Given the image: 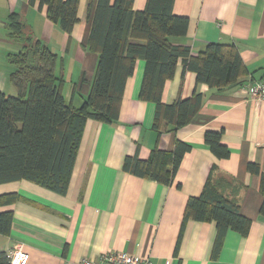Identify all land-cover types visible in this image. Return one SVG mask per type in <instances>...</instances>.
Here are the masks:
<instances>
[{
    "label": "crops",
    "instance_id": "0c3cea01",
    "mask_svg": "<svg viewBox=\"0 0 264 264\" xmlns=\"http://www.w3.org/2000/svg\"><path fill=\"white\" fill-rule=\"evenodd\" d=\"M87 1L80 0V21L68 36L37 4L0 0V91L18 93L9 79L14 67L6 60L17 46L7 39L5 27L16 12L28 31L63 57L66 101L75 107L82 103L97 60L96 53L85 48ZM145 2L134 0V8L142 10ZM173 13L188 17L186 35L173 38L174 44H187L196 54L209 43H233L248 74L222 89L198 84L202 105L191 122L157 133L152 129L154 103L138 98L144 70V60L138 59L125 82L118 119L86 121L63 193L25 179L0 184V194L17 195L0 206V212L12 211L9 233H0V251L26 252V264H79L83 257L99 259L117 251L147 257L153 264H264L260 177L247 170L248 163H256L264 172V102L250 100L244 87L264 79V0H174ZM195 87L194 73L179 62L164 86L162 101L184 99ZM208 130L221 132L228 158L218 159L204 144ZM177 139L191 147L171 184L123 168L126 157L146 159L154 147L173 149ZM211 165L216 166L213 178L237 185L235 192L224 188V195L234 198L250 220L246 234L227 229L219 242L213 221L188 220L182 225L186 201L200 194Z\"/></svg>",
    "mask_w": 264,
    "mask_h": 264
},
{
    "label": "trees",
    "instance_id": "16d2710c",
    "mask_svg": "<svg viewBox=\"0 0 264 264\" xmlns=\"http://www.w3.org/2000/svg\"><path fill=\"white\" fill-rule=\"evenodd\" d=\"M28 3L44 9L46 18L68 36L80 21V0ZM173 3L146 0L144 8L137 10L134 0L87 1L85 48L96 53L97 60L88 92L78 107L67 102L62 93L63 57L28 31L18 13L9 15L7 39L17 50L8 52L6 60L14 67L9 79L18 93L10 96L0 91V184L25 179L63 193L86 121L112 123L118 119L125 82L134 73L138 59L144 60L138 98L154 103L152 129L157 133L167 126L169 132L191 122L202 105L198 84L222 89L248 74L233 43H209L196 54L187 44H174L173 38L186 35L188 17L174 14ZM179 62L194 73L196 87L190 96L166 104L162 92ZM76 86L77 82L73 83V90ZM220 136L221 132L205 131L204 144L218 159H226L230 150ZM190 147L177 139L173 149L154 147L146 159L126 157L123 168L138 177L171 184ZM215 169L211 165L200 194L187 199L182 225L188 220L213 221L219 242L227 229L246 234L250 220L240 213L234 198L224 195V188L235 192L237 185L224 177L213 178ZM247 170L260 177L259 210L264 215V172L256 163H248ZM16 197V193L0 194V206ZM11 223L12 211L0 212L1 234L9 233ZM0 264H10L6 251H0Z\"/></svg>",
    "mask_w": 264,
    "mask_h": 264
},
{
    "label": "built area",
    "instance_id": "2783aa9c",
    "mask_svg": "<svg viewBox=\"0 0 264 264\" xmlns=\"http://www.w3.org/2000/svg\"><path fill=\"white\" fill-rule=\"evenodd\" d=\"M247 89L250 100L256 103L264 102V79L248 82L244 85ZM6 257L10 264H26L28 253L19 249L6 251ZM104 261L106 264H153L147 257L130 254L128 252H110L101 255L99 259L81 258L79 264H100Z\"/></svg>",
    "mask_w": 264,
    "mask_h": 264
},
{
    "label": "rangeland",
    "instance_id": "374dc122",
    "mask_svg": "<svg viewBox=\"0 0 264 264\" xmlns=\"http://www.w3.org/2000/svg\"><path fill=\"white\" fill-rule=\"evenodd\" d=\"M71 70H72V68H70V72H71ZM65 77H67V75H66ZM78 106H79V105H78Z\"/></svg>",
    "mask_w": 264,
    "mask_h": 264
}]
</instances>
